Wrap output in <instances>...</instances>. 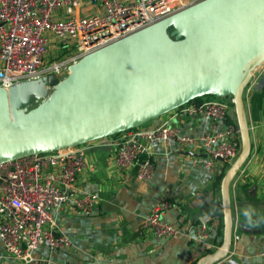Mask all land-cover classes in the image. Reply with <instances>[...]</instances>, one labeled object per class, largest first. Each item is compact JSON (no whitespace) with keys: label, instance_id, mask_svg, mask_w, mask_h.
Returning <instances> with one entry per match:
<instances>
[{"label":"water","instance_id":"water-1","mask_svg":"<svg viewBox=\"0 0 264 264\" xmlns=\"http://www.w3.org/2000/svg\"><path fill=\"white\" fill-rule=\"evenodd\" d=\"M262 66L264 0H204L84 56L62 79L0 87V165L115 137L198 98L228 99L241 152L216 175L222 242L195 264H240L231 186L252 154L246 91Z\"/></svg>","mask_w":264,"mask_h":264},{"label":"built area","instance_id":"built-area-1","mask_svg":"<svg viewBox=\"0 0 264 264\" xmlns=\"http://www.w3.org/2000/svg\"><path fill=\"white\" fill-rule=\"evenodd\" d=\"M202 1L0 0V87L8 90L49 75L62 79L84 56ZM51 48L61 51L60 60H50ZM177 112L204 117L210 123L209 131L194 138L165 123L112 137L115 166L120 173L135 172L139 182L150 180L155 164L151 156H142L153 142H176L182 148L202 152V163L212 173L227 169L237 159L241 135L228 99L188 104ZM228 119L234 122L219 129L218 124ZM93 146L89 143L0 165V264L7 258L23 264H53L51 259L38 258V249L43 245L53 250L69 247L70 241L58 231L53 215L70 205L78 214L89 216L101 202L98 195L84 192L79 185ZM170 206L162 202L145 219L147 232L156 240L182 234L177 225L164 221ZM189 232L206 245L212 227L199 223Z\"/></svg>","mask_w":264,"mask_h":264},{"label":"crops","instance_id":"crops-1","mask_svg":"<svg viewBox=\"0 0 264 264\" xmlns=\"http://www.w3.org/2000/svg\"><path fill=\"white\" fill-rule=\"evenodd\" d=\"M259 73L260 79H254L246 91L253 150L231 186L235 225L230 258L240 264H264V107L257 112L258 120L253 119L250 109L251 96L264 87V66ZM165 123L176 125L181 135L194 138L207 133L210 125L202 116H188L176 110L150 121L142 129ZM226 125L219 123L218 128L224 129ZM114 140L111 137L93 142L87 168L79 179L84 192L100 197L97 208L91 215L82 216L65 205L53 216L58 231L69 239V247L53 250L43 245L36 256L51 259L53 264H195L208 249L219 247L223 215L218 172H210L202 163L205 155L176 142H153L142 156L152 157L153 177L139 182L135 172L122 174L116 168ZM162 202L171 205L164 212V221L177 225L182 234L156 240L149 235L144 222ZM199 223L212 227L206 245L189 232ZM5 264L23 263L7 258Z\"/></svg>","mask_w":264,"mask_h":264},{"label":"trees","instance_id":"trees-1","mask_svg":"<svg viewBox=\"0 0 264 264\" xmlns=\"http://www.w3.org/2000/svg\"><path fill=\"white\" fill-rule=\"evenodd\" d=\"M216 97L213 96H206L203 98H198L194 101H192L190 104L192 103H203L205 100H209V99H215ZM264 107V87L259 91V92H255L251 98H250V109H251V114L254 120H258V116H257V112L259 110H261ZM234 121L231 119H228L226 121L227 124H232ZM119 136V135H117ZM217 186L220 188V178L217 179ZM213 249H208L206 251V253L212 252ZM226 264V263H225Z\"/></svg>","mask_w":264,"mask_h":264},{"label":"rangeland","instance_id":"rangeland-1","mask_svg":"<svg viewBox=\"0 0 264 264\" xmlns=\"http://www.w3.org/2000/svg\"><path fill=\"white\" fill-rule=\"evenodd\" d=\"M51 53H50V55H51V58H50V60L51 61H55V60H60V58L62 57L61 56V51H58L57 49H53V48H51V51H50ZM65 51L63 52V54L65 55ZM54 57H58V58H54ZM262 69V67L261 68H259L257 71H256V73H255V77H253V79H255V82L258 80V79H260V73H259V71ZM253 81V80H252Z\"/></svg>","mask_w":264,"mask_h":264}]
</instances>
